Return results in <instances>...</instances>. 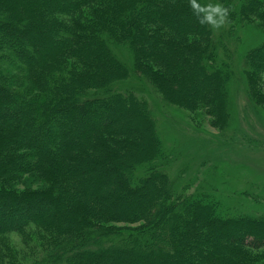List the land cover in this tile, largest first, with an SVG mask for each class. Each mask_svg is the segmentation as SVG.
I'll return each mask as SVG.
<instances>
[{"label":"trees","instance_id":"1","mask_svg":"<svg viewBox=\"0 0 264 264\" xmlns=\"http://www.w3.org/2000/svg\"><path fill=\"white\" fill-rule=\"evenodd\" d=\"M217 1L264 28V0ZM109 41L164 102L225 128L232 72L189 0H0V264H264L263 217L175 194L149 103L112 88L131 71ZM245 63L264 103V42ZM30 171L47 184L15 188Z\"/></svg>","mask_w":264,"mask_h":264},{"label":"rangeland","instance_id":"2","mask_svg":"<svg viewBox=\"0 0 264 264\" xmlns=\"http://www.w3.org/2000/svg\"><path fill=\"white\" fill-rule=\"evenodd\" d=\"M207 3L221 2L202 0V4ZM256 23L229 19L228 24L214 31L220 42L216 63L227 64L223 68L232 72L227 92L229 119L224 129L214 126V117L206 113L207 108L189 111L164 102L161 94L135 69L130 46L109 43L131 71L127 79L112 88L132 90L149 103L163 144V156L156 163L168 172L175 194L205 191L220 201L224 212L264 218V103L251 96L245 74L247 52L264 42V28ZM261 77L264 80V74ZM104 93L97 91V95ZM145 170L140 167L137 173ZM37 176L35 172H27L13 185L18 189L45 186L47 182ZM25 216L24 210L21 211L20 217ZM11 239L21 250L32 247L33 239L27 244L18 234H12Z\"/></svg>","mask_w":264,"mask_h":264},{"label":"clouds","instance_id":"3","mask_svg":"<svg viewBox=\"0 0 264 264\" xmlns=\"http://www.w3.org/2000/svg\"><path fill=\"white\" fill-rule=\"evenodd\" d=\"M189 6L200 25H208L218 31L229 23L230 7L222 3L202 4L198 0H189Z\"/></svg>","mask_w":264,"mask_h":264}]
</instances>
